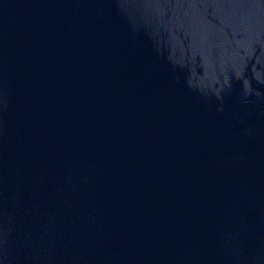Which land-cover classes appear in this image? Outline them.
I'll return each instance as SVG.
<instances>
[{"label": "water", "instance_id": "obj_1", "mask_svg": "<svg viewBox=\"0 0 264 264\" xmlns=\"http://www.w3.org/2000/svg\"><path fill=\"white\" fill-rule=\"evenodd\" d=\"M0 264H264V0H0Z\"/></svg>", "mask_w": 264, "mask_h": 264}]
</instances>
